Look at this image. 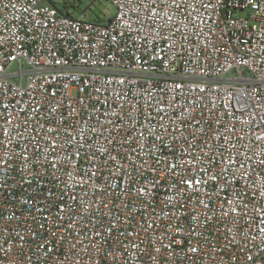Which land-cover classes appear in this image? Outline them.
<instances>
[{"label":"built area","instance_id":"obj_1","mask_svg":"<svg viewBox=\"0 0 264 264\" xmlns=\"http://www.w3.org/2000/svg\"><path fill=\"white\" fill-rule=\"evenodd\" d=\"M0 0V264H264V0Z\"/></svg>","mask_w":264,"mask_h":264},{"label":"rangeland","instance_id":"obj_2","mask_svg":"<svg viewBox=\"0 0 264 264\" xmlns=\"http://www.w3.org/2000/svg\"><path fill=\"white\" fill-rule=\"evenodd\" d=\"M61 10L76 17L98 19L103 22L115 14V6L109 0H51Z\"/></svg>","mask_w":264,"mask_h":264}]
</instances>
